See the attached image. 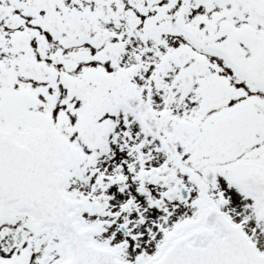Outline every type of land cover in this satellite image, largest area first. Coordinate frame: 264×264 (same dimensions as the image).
<instances>
[{
	"label": "snow or ice",
	"instance_id": "6c2138e0",
	"mask_svg": "<svg viewBox=\"0 0 264 264\" xmlns=\"http://www.w3.org/2000/svg\"><path fill=\"white\" fill-rule=\"evenodd\" d=\"M0 264H264V0H0Z\"/></svg>",
	"mask_w": 264,
	"mask_h": 264
}]
</instances>
